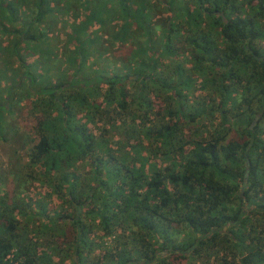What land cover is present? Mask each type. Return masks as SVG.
<instances>
[{
  "label": "trees",
  "instance_id": "1",
  "mask_svg": "<svg viewBox=\"0 0 264 264\" xmlns=\"http://www.w3.org/2000/svg\"><path fill=\"white\" fill-rule=\"evenodd\" d=\"M55 1L0 0V51L17 59L36 112L37 140L22 177L48 186L45 196L60 201L49 211L41 199L25 201L21 192L10 200L0 196V264H64L61 252L73 255L69 264L197 258L264 264V0H115V13L105 2L78 0L87 12L83 21L74 15L68 34L73 47L66 57L74 69L53 83L48 73L57 52L51 53L40 24L58 3L68 2ZM26 5L32 8L24 18L19 12ZM160 10L168 14L166 22L152 23ZM113 14L120 21L115 39L137 45L122 61L128 72H86L85 46L94 44L87 26L108 23ZM28 47L39 52L44 73L30 70L21 53ZM194 74L207 98L186 105L182 90L191 87ZM15 89L6 92L12 97ZM102 105L117 107V116L131 115L132 125H139L134 132L160 141L164 154L176 153L179 160L163 167L151 162L127 128L114 149L106 129L95 134L88 127ZM7 109L0 105V122ZM207 118L205 136L185 141L180 120ZM83 162L88 167L80 173ZM35 218L34 228L44 236L33 239L29 223ZM113 235L114 249L90 259L93 245Z\"/></svg>",
  "mask_w": 264,
  "mask_h": 264
},
{
  "label": "rangeland",
  "instance_id": "2",
  "mask_svg": "<svg viewBox=\"0 0 264 264\" xmlns=\"http://www.w3.org/2000/svg\"><path fill=\"white\" fill-rule=\"evenodd\" d=\"M79 1L82 3L87 0ZM96 2H101V4L105 2V5L112 6L115 13V0H97ZM50 3L51 5H56L55 0H52ZM82 5L79 6L78 0H68L67 4L66 2H60L58 3V8H55L53 11L54 15L49 16L42 24H40L41 26H46L47 28L45 43H48V47L53 50L51 53L57 52L56 55L53 54V56H55L53 59V66L50 67L46 65V67H50L48 74L50 75L51 81L53 83L56 81L66 80L72 75L74 66L66 57L70 54V51L73 47V42L68 39V34L71 33L73 20L76 18L74 15L78 13L76 18L77 21H83L86 17L87 10L86 7L84 8ZM30 6L32 8V5ZM94 6L97 7V4ZM31 8H28V5L22 6L19 13L25 18L27 17L26 14H28V16L30 15L29 11ZM157 14L158 15H155L156 17L152 20V23H161L162 25L161 20H165L168 14L166 12L163 13V10H160V12ZM113 15L114 16L109 17L108 23L106 22L105 24H100L99 22L93 21L89 26H87V33H89L90 37L94 39V44L85 46V48L89 50V54L84 66V70L86 72H90L91 69L96 70L97 68L105 69L106 72H115L116 69L122 68L123 72H128V69L123 66L122 61H126V57H132L131 54L134 52V49L137 48V45L130 40L121 42L115 39V31H117L120 21L115 22V14ZM161 27L162 26L155 29V34L153 37L156 42L154 46L155 52L160 50V45L157 42L160 40L159 38L162 33ZM7 39L8 37L6 35H1L3 45L7 43ZM138 39L143 40L144 36L141 35L138 37ZM21 53H23L25 56L27 63H32L30 69L32 72H45V66L42 62L43 59L39 58L38 51H34L28 47L24 50H21ZM185 65L187 68L191 66L188 61ZM21 71L23 70L17 62L15 56L8 58V52L5 49L3 51L1 50L0 105L6 103V109L12 108V111L10 112L8 109L3 110L2 119L0 122V127L2 129V132L0 133V196L4 195L7 198L6 200H10L13 195H16V192H21L20 197H22L25 201L29 200V197H31L33 200L41 199L42 203L45 204L46 209L52 211L53 209L57 208V205L60 204V201L57 200L56 197L50 198L45 196V194L50 191L49 187L31 180H25L22 177V173L25 169V163H27L28 160L29 150L36 142L37 136L32 128L35 119L34 117L36 115V112H34L32 108V102L34 98L27 94L26 82L20 81ZM193 76L195 80L191 87L182 90V93L186 95V102L183 104L186 105H194L196 103L198 104V102L203 100L204 97L207 98V92L199 88L201 78L195 74ZM8 86H14V89L16 88L12 93V97H10L6 92V87ZM129 88L133 89L131 86H129ZM101 109V112L96 114V117L88 124V127L95 134H100L103 129H106L107 132L104 133V137L110 139V144L114 149L115 140L120 138V136L125 137L124 134H122V131L123 128H127L129 132L133 134V139L137 142L136 146L139 147L140 144L142 153L148 155L151 162L154 161L163 167L169 165L171 161L179 160L176 153L168 152L165 155V147L160 144V141L134 132L133 128H137L139 125H132L131 115L117 116L115 113L117 107L114 105L110 107L102 105ZM149 117L154 120L153 122L156 121L153 114H150ZM121 119L126 123V125L123 123L119 124V122L122 121ZM180 121L182 122V129L184 133L183 138L185 141H190L195 138L199 139L202 136H205L204 131L210 128L209 118L201 121L198 120V122H187L185 119H181ZM135 122H140V119L137 118ZM115 123L117 126L120 125V128L116 129ZM139 138L141 140H139ZM189 146L190 144H186L185 147L188 148ZM138 147L136 149H138ZM127 148L129 147L127 146ZM78 167L80 173L84 172L86 167H88L87 162L80 163ZM21 181H25V189H23L22 185H19ZM32 206H34V204H32ZM21 219L22 223L26 221L24 218ZM37 222L38 220L36 218L33 219L32 222L29 223V229L34 228ZM35 229L38 228H34V230L32 229L31 232H29V237L36 239L39 237V235L41 237L44 236L40 230ZM100 234L101 231L99 229L94 230L96 241H98L97 237ZM114 247L115 236L113 235L105 237L101 244L97 243L93 245L91 251L89 252V257L90 259L99 257L104 252L114 249ZM44 248L45 246L42 245L40 249ZM63 253L64 252H61L62 255L60 256L63 263H71L74 259L73 255L70 252H67L66 254ZM220 255L221 253L218 252L216 257H219ZM54 259L58 260L59 258L54 256ZM218 263L221 264L220 260L217 258L216 260L197 258L195 260L189 259L179 261L177 264Z\"/></svg>",
  "mask_w": 264,
  "mask_h": 264
}]
</instances>
